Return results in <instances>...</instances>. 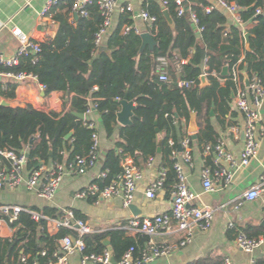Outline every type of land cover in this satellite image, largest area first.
Here are the masks:
<instances>
[{
	"label": "trees",
	"instance_id": "16d2710c",
	"mask_svg": "<svg viewBox=\"0 0 264 264\" xmlns=\"http://www.w3.org/2000/svg\"><path fill=\"white\" fill-rule=\"evenodd\" d=\"M170 1L168 10L174 26L168 23L164 8L157 2L147 0L144 4L143 8L157 17L151 28L156 41L153 49L149 46L142 49L141 34L133 30L127 34L122 32L125 25L133 22L131 13L123 12L107 40L108 51L100 52L96 35L104 16L99 4L87 5L88 15L76 17L74 1L60 0L52 8L57 25L55 37L41 42V51L36 55L29 51L28 55L21 56L17 65L0 64V72L32 73L46 86V96L62 92L69 100L64 98L61 112L38 109L32 104L5 106L1 99H14L18 83L10 80L6 88L0 84V149L18 151L29 146L28 169L35 168L41 161L73 162L78 156L89 154L93 135L98 132L91 126V120L81 119L74 112L86 114L91 105H95L107 136L112 137L118 130L121 100L127 95L129 100L136 102L135 117L131 124L120 127L115 146L101 158L102 170L108 171L107 177H99L95 182L104 187L117 180L123 172L125 156L133 157L141 165L161 155L163 166L170 169L165 188L171 189L176 181L172 152L180 148L191 112L203 118L197 138L189 135L191 145L196 142L203 151L206 145H215L219 138L211 111L223 124L231 112L237 90L233 67L239 64L250 77L258 74L264 79V13L256 14L259 7L264 8V0H228L244 8L241 12L244 22L256 21L249 30V50L243 31L236 25H229L221 9L206 12L207 0H194L196 4L191 7L198 16L199 26L204 28L201 34L192 24L190 13L179 16L175 2ZM160 57L167 60L169 81L159 78ZM206 58L208 84L202 86ZM227 65L229 72L224 75ZM179 80L193 83L179 86ZM71 132V137L67 138ZM161 133L165 136L161 153H158ZM32 139L34 142L30 144ZM212 160L213 154L207 156L206 164H212ZM72 209L77 219L86 221L80 210ZM38 211L52 218L63 214L62 209L52 206ZM10 226L14 229L13 237L0 238V264H27L22 261L23 256L28 257V263L53 264L62 238L79 236L73 228L62 227L50 232L47 220L36 221L28 212H22ZM258 234L249 236L258 238ZM83 239L86 243L84 253H102L109 247L116 261L133 246L135 255H139L149 240L146 235L131 236L123 229L93 232L85 234ZM106 239L110 241L109 246L105 244ZM195 264H224V258L207 256ZM259 264L264 262L259 261Z\"/></svg>",
	"mask_w": 264,
	"mask_h": 264
},
{
	"label": "built area",
	"instance_id": "2783aa9c",
	"mask_svg": "<svg viewBox=\"0 0 264 264\" xmlns=\"http://www.w3.org/2000/svg\"><path fill=\"white\" fill-rule=\"evenodd\" d=\"M60 0H47L41 13L40 19L45 22L51 17L52 8L58 4ZM74 1V15L87 16V5L94 2L99 4V7L104 16V22L96 35V43L98 46L103 44L104 37L112 27L114 13L119 9L122 13H131L133 22L123 27L122 32L124 34L130 31H135L138 34L144 33L143 30L135 22L136 19H142L152 26L157 21L155 15L142 8L136 11L132 4L119 5L118 0H73ZM176 4V11L179 16L190 13V20L194 25L196 31L201 34L203 27L199 26V19L195 11L191 7H187L184 0H173ZM164 9H168L170 0H161ZM215 9H223L231 13L235 20L242 24L241 12L244 9L235 1L228 0H212L205 6L206 12H211ZM264 13V8L259 7L256 10V14ZM244 33V32H243ZM41 42L43 40H37L30 38L29 36H21V46L14 56H6L4 53H0V64L5 66H14L19 64L20 58L23 55H28L29 51L36 55L41 51ZM37 60V57H35ZM161 66H159L160 80L169 81L168 71L166 69L167 60L165 57H160ZM185 63L186 60H183ZM208 59H205L204 70L205 75L208 73L209 66L207 64ZM228 67V65H227ZM244 70L236 64L233 67V80L236 84L237 90L234 97L235 107L244 115L245 126L243 128L244 133V148L239 158H236L231 152L226 149L225 143L222 139H218L215 145H206L205 152L207 156L213 154L212 164L206 165L202 170L203 186L207 191L215 189L214 180L230 184L235 171L250 163L258 153L259 141L257 136V124L261 119V107L264 102V79L258 74H253L250 77V84L246 86L243 78ZM0 75H5L12 78L18 84L25 83L27 80H34L39 83L38 78L32 73L25 71L21 72H0ZM192 81L179 80V86H189ZM43 91H46V86L39 83ZM91 105L87 112H90ZM91 126H95L91 123ZM233 129L239 131L236 126ZM100 138L98 132L93 135V145L87 156H78L73 162H41L35 168L28 169V154L29 146H26L21 150L0 149V190L4 188L14 189L19 186H26L28 190L35 192L38 196L53 201L61 187L64 177L77 171L78 173H85L89 169L95 167L99 163L100 151H99ZM173 144V141H171ZM182 151L173 150L172 157L178 158L181 154L182 158L186 162H191L192 147L190 137L187 136L181 141ZM122 150H119L121 152ZM154 157L148 159L149 163H152ZM222 160H226L230 167L223 165ZM123 172L119 175L117 180L112 181L104 187H101L97 182L79 189L75 193V197L79 199L90 198H113L120 192H123V205L130 207L134 203L138 185L144 178V172L142 168L136 164L133 157L125 156L122 160ZM173 168L176 173V181L173 184V204L172 208L168 212L156 214L154 216L140 217L134 216L129 219L125 229L135 234H143L148 236L149 240L146 247L141 251L139 255H135V247L128 249L116 264H150L159 257H165L172 254L179 246H184L189 243L195 232L199 230H208L214 221L217 210L223 209L227 204H223L217 208L211 206H199L194 205L193 201L198 196L194 189L188 182L187 175L184 172L181 161L175 159ZM169 168L162 166L157 178L153 180L147 187L146 196L148 198H155L157 191L165 188V184L168 180ZM108 171L101 172V177H107ZM264 194V176H262L257 183H255L250 189L238 198H235V208H238L242 204V199L254 200L260 195ZM63 214L56 218L49 217L39 212L38 210L29 208L27 206L19 204H0V227L4 224H9L18 219L22 212H28L36 221L47 220L49 231L51 224L54 225V231H58L60 228H73L79 233L78 237L67 235L60 241V249L55 253L57 260L53 264H70L69 258L71 255L80 252L82 254L80 264H115L113 263V252L111 248H106L102 253H84L86 249V243L83 239L85 234L93 233V228L83 219H77L75 217L74 210L72 208L62 209ZM182 232L184 237L178 244L164 242L159 243L156 238L163 233ZM75 238V240H74ZM237 245L247 251L252 252L255 248L264 243V237L251 238L246 233L240 232L236 237ZM45 252H43V255ZM28 257L23 256L22 261L27 264ZM225 264H235L230 258L225 259ZM250 264H258L255 259H251Z\"/></svg>",
	"mask_w": 264,
	"mask_h": 264
},
{
	"label": "crops",
	"instance_id": "0c3cea01",
	"mask_svg": "<svg viewBox=\"0 0 264 264\" xmlns=\"http://www.w3.org/2000/svg\"><path fill=\"white\" fill-rule=\"evenodd\" d=\"M154 1L163 7L161 0ZM207 1L211 2L212 0ZM46 2L47 0H0V53H4L9 57L16 55L21 46V36L23 35L43 41L55 37L57 25L53 20V13L51 12V17L45 22L40 19V13ZM146 2L147 0H118L121 6L132 4L136 11L141 10ZM184 3L187 7H192L193 4H196L194 0H184ZM221 10L227 16L228 24L238 26L244 32V35L256 25L254 20L240 24L231 13ZM121 14L122 12L119 9L115 11L112 27L104 37V45H107V40L117 26ZM135 22L143 32L151 33L152 24L142 19H136ZM10 80L13 79L0 75L2 88H6ZM44 92L38 82L27 80L25 83L17 85L16 97L8 102L15 106L32 104L38 109L61 112L64 108V98L66 100H69V98L64 96L62 92H53L50 96H44ZM2 100L5 99L2 98ZM69 102L67 106H69ZM85 118L91 120L98 130L100 138L99 163L83 174L77 171L67 174L53 201H48L38 196L35 192L28 190L26 186L22 185L14 189L4 188L0 190V204H19L37 210L45 206L59 209L75 208L86 216V221L94 232L123 229L129 235L137 236V234L125 229L130 218L134 216H154L168 212L172 208L173 186L171 189L164 188L157 191L155 198L146 196L148 185L157 178L158 171L163 166L162 157L161 155L154 157L152 163L147 161L139 165L144 172V178L138 185L133 203L140 211L137 215L133 213L130 207L123 205V192L109 199L103 197L96 199L76 198L75 193L79 189L101 177V158L107 150L115 146L119 138V125L114 135L108 137L102 124L101 115L94 107L85 114ZM211 118L219 134L218 139H222L226 149L236 158H239L245 144L243 133L245 117L235 107V102L233 101L231 112L226 116L224 124L218 121L215 114H211ZM196 119L200 129V123L203 122V118H198L196 114ZM183 122L185 123V120ZM189 124L190 121L186 125L184 137H181V141L185 137L193 135L189 132ZM236 126L239 131L233 129ZM164 136L165 134L161 133L159 140L162 141ZM257 136L259 141L257 155L252 158L248 165L242 166L235 171L230 184L214 180L215 189L212 191H207L203 186L202 170L207 165L205 149L201 151L198 144L194 142L191 145L193 156L191 162L184 161L181 154L178 155V158L175 157V159L181 161L188 182L198 195L193 201L194 205L217 208L231 202L223 209L217 210L213 224L208 230L196 231L189 243L179 246L172 254L159 257L150 264H195L198 260L207 256H222L224 264L226 258H230L235 264H250L251 259H255L258 264L259 261L264 262V243L252 252L241 249L236 243V237L240 232H244L248 236L249 234L256 235L259 233L258 238L264 237V194L254 200L242 199V204L238 208H235L234 203H232L235 198L242 196L244 192L264 176V102L261 107V119L257 124ZM221 163L230 167L226 160H222ZM51 229L55 232L53 224H51ZM13 235L14 229L9 224H4L0 227V238H12ZM183 237L184 234L182 232H172L163 233L156 240L159 243L178 244ZM81 257L82 254L80 252L71 255L69 258L70 264H80Z\"/></svg>",
	"mask_w": 264,
	"mask_h": 264
},
{
	"label": "water",
	"instance_id": "95a60500",
	"mask_svg": "<svg viewBox=\"0 0 264 264\" xmlns=\"http://www.w3.org/2000/svg\"><path fill=\"white\" fill-rule=\"evenodd\" d=\"M163 13H164V16L167 19L168 23L171 26H174V19H173L172 15H171L170 11L168 9H164ZM75 16L78 17V14L76 13ZM141 36H142V39H143L142 49H144L147 46H149L151 49H153L155 44H156V41H155L153 35L150 32H144V33L141 34ZM250 36H251V34L249 32H247L244 35L245 41H246V48L248 50L250 49V41H249ZM99 51L100 52L108 51V46L104 45V44L100 45L99 46ZM228 72H229L228 67L227 66L224 67L223 74L227 75ZM243 76H244V83H245L246 86H248L250 84V76H249L247 70L244 71ZM201 81H202V84H201L202 86H204V85H206L208 83L205 74H203L201 76ZM43 95L46 96V92H44ZM1 104L5 105V106H10L11 105V103L8 102L7 100H2ZM121 104H122V109L117 114V120L119 122V127L126 126V125H129V124L132 123V119L135 117V109L137 107V105L135 104V101L129 100L127 95L125 96L124 99L121 100ZM74 114L77 115L81 119H85V114L84 113L74 112ZM211 114H214V112L211 111ZM198 131H199V128H198L197 119H196V112H191L190 124H189V132H191L193 134L192 136H193L194 139L197 138V132ZM71 135H72V132L67 135V138H70ZM33 142H34V139H32L30 141V144H33ZM161 143H162V141L160 140L159 141V147H158V153H161ZM179 151H182V147L181 146L179 148ZM28 156H29V154H28ZM130 208H131V210L133 211L134 214L137 215V214L140 213V211L138 210V208H137V206L135 204H131ZM263 224H264V222H263ZM74 240H75V238H74ZM105 244L107 246L110 245L109 239L105 240ZM113 263L116 264L115 258H113Z\"/></svg>",
	"mask_w": 264,
	"mask_h": 264
}]
</instances>
